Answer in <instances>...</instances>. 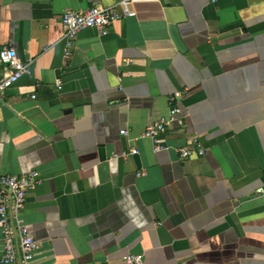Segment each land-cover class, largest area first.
Segmentation results:
<instances>
[{"label": "crops", "instance_id": "crops-1", "mask_svg": "<svg viewBox=\"0 0 264 264\" xmlns=\"http://www.w3.org/2000/svg\"><path fill=\"white\" fill-rule=\"evenodd\" d=\"M119 1L0 0V48L32 67L0 101V173L43 179L33 264H264V0H133L66 57L61 14ZM177 94L186 123L156 152L141 135ZM194 137L205 153L183 159Z\"/></svg>", "mask_w": 264, "mask_h": 264}, {"label": "built area", "instance_id": "built-area-1", "mask_svg": "<svg viewBox=\"0 0 264 264\" xmlns=\"http://www.w3.org/2000/svg\"><path fill=\"white\" fill-rule=\"evenodd\" d=\"M133 0H120L112 7L93 5L82 10H66L61 14L60 20L64 29L65 56L69 57L71 47L74 45L79 31L93 27L100 33L107 32L116 22L136 15L132 7ZM0 62L5 65V72L0 76V101L7 89L15 85L22 77L32 74L30 61H23L14 45L8 41L0 48ZM57 89L62 88V81H56ZM35 97V95H32ZM180 95L169 97V115L162 117L148 125L141 137L148 138L153 143L156 152L167 150L168 145L163 136L173 127H182L186 123L184 110L179 102ZM121 133L127 135V129ZM183 159L202 156L205 148L197 137L192 138L185 146L177 148ZM138 150L132 147L123 156L137 154ZM43 179L37 170L26 173L2 174L0 173V223L2 225V262L9 264H33L38 248L35 236L30 232L24 217L23 210L26 206L27 193L42 184ZM263 189H258L262 192ZM143 254L126 253L122 256L120 264H142Z\"/></svg>", "mask_w": 264, "mask_h": 264}, {"label": "water", "instance_id": "water-1", "mask_svg": "<svg viewBox=\"0 0 264 264\" xmlns=\"http://www.w3.org/2000/svg\"><path fill=\"white\" fill-rule=\"evenodd\" d=\"M169 34L171 36V39L173 40L174 44L176 45V47L181 50L184 51L185 50V45L180 37V34L178 32L177 26L176 25H170L169 26Z\"/></svg>", "mask_w": 264, "mask_h": 264}]
</instances>
